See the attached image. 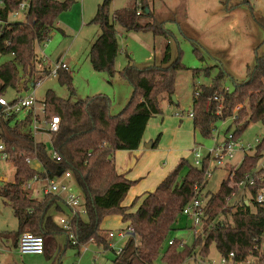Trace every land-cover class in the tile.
Masks as SVG:
<instances>
[{"label":"trees","instance_id":"16d2710c","mask_svg":"<svg viewBox=\"0 0 264 264\" xmlns=\"http://www.w3.org/2000/svg\"><path fill=\"white\" fill-rule=\"evenodd\" d=\"M20 1L0 0V21L7 23L0 26V56L9 57L0 63V97L8 89L28 91L30 84L48 76L50 67L39 68L36 46L48 40L56 20L71 0H28L23 21L9 22V16L17 10ZM109 4L110 0H103L91 21L98 27L99 35L89 48L88 60L94 71L110 78L117 75L129 84L131 95L123 109L111 115L110 99L102 94L72 100L75 90L71 75L66 68L59 69L55 78L70 97L62 99L54 91L47 90L43 100L44 118L60 119L59 131L50 136V146L60 158L58 163L49 157L42 141L34 142L29 115L0 121L1 138L9 154L8 161L14 167L13 181L0 187V197L16 220V240L24 232L40 236L42 255L46 258L57 248L56 236H64L65 248L79 251L81 246L92 241L107 249L100 223L105 216L118 215L132 232L123 242L119 254L114 253V264H154L159 255L164 264H183L196 256V247H199L198 256L204 260L210 244H214L218 255L232 253L236 261L256 254L264 227L262 210L252 202L247 206L243 202L227 201V198L231 193H237L238 182L255 167L264 152V138L253 153L244 155L237 165L224 168L227 177L215 193L201 194L207 182L205 173L209 162L196 168L180 160L152 192L122 206L136 181L116 172L114 153L139 148L148 121L161 114L160 96L167 95L171 100L175 73L185 68L180 63V53L171 61L166 49L159 66L138 69L129 62L116 72L114 62L119 52L116 26L124 32L151 33L163 38H167L168 33L163 24L153 18L152 0H135L132 7L111 14ZM141 19L146 21L142 23ZM255 21L264 31V17H257ZM193 52L202 60L198 51ZM210 71L211 68L195 69L192 75L196 77L202 72L209 77ZM222 81L223 75L218 72L211 77L210 85L193 86L190 119L203 139L211 137L213 126L230 121L236 125L232 137L238 141L241 131L251 122L264 125V57H256L247 79L235 85L231 92L221 91ZM214 95L217 100L212 99ZM156 144L157 140L153 145ZM26 159L39 160L51 177L61 170L70 172L86 210L84 218L72 221L75 244L49 214L51 208L60 212L59 199L46 195L37 201L24 191V184L35 173L26 164ZM184 168V175L180 176ZM230 174L232 178H229ZM195 198L203 202V222L207 225L215 221V224L210 228L204 226L203 233L195 235L191 247L179 246V241L171 235L177 230L174 226L178 219L183 217L182 209ZM170 239L173 243L168 245Z\"/></svg>","mask_w":264,"mask_h":264},{"label":"rangeland","instance_id":"374dc122","mask_svg":"<svg viewBox=\"0 0 264 264\" xmlns=\"http://www.w3.org/2000/svg\"><path fill=\"white\" fill-rule=\"evenodd\" d=\"M55 1L63 2L64 0ZM134 1L110 0L109 13L132 7L135 5ZM102 2L103 0H71L68 8L57 19L59 30L54 29L47 41L36 46V52L38 56L46 58L51 68L56 62L65 61L64 65L68 67L75 90L72 100L85 99L97 94L106 95L111 102L110 114L115 115L126 105L131 95V87L117 75L110 78L105 73L94 71L88 60L89 48L99 35L98 27L91 21L97 6ZM150 8L153 18L162 23L167 31V38L152 36L151 33L124 32L116 26L119 52L114 62V69L120 72L129 62L131 66L138 69L151 65L159 66L166 49L171 61L175 60L180 53V63L185 69L177 71L174 76V93L171 98L174 97L175 100L171 98L169 100L167 95L160 96L161 115L148 121L144 131L147 141L142 143L143 147L150 141L157 140V145L153 148L155 150L153 154L157 155L156 163L161 167L166 164L162 170L171 171L174 164L180 160H185L193 166L191 151L200 147V153L204 157L213 145L211 138L200 137L197 130H194L192 121L187 118V113L191 110L193 86H208L211 83V77L221 72L223 75L221 88L231 92L235 85L247 79L248 70L255 65L256 57H264V31L255 21L257 17H264V0H152ZM8 20L22 22L23 12L15 18L9 16ZM145 21L140 20L142 23ZM193 50L200 53L202 60L197 58ZM7 59H9L8 56H0V63ZM206 68H211L209 77L204 76L202 72L193 77L192 73L195 69ZM47 90L54 91L62 99L70 97L66 88L60 86L55 77H42L39 80V87L34 90L36 108L43 103ZM31 91L32 88L27 92L20 89L17 91L8 89L3 94V98L13 102L18 98L30 96ZM215 127L218 131V141H223L236 129V125L231 124L230 121L220 122ZM262 138H264V125L260 122H251L241 131L237 144L245 149L247 146L254 149L255 141ZM247 154H250V151ZM242 157L243 153H236L231 164L237 165ZM186 168L181 170L180 176L184 175ZM1 173L5 174L8 183L13 181L12 164L0 162ZM226 177L227 172L224 169L214 170L201 194L215 193ZM152 180L154 181V178L149 179V181ZM136 184L137 181L134 185ZM70 186L71 192L80 196L76 184L70 183ZM148 188L150 185L143 190ZM29 196L37 201L42 200L43 197L39 191H33ZM60 207L62 208L60 213L52 212L54 222L63 215L70 217L66 207L61 204ZM119 218L118 215L105 216L101 220L100 227L112 230L111 232L116 234L125 227L117 228L118 225L122 226L120 223L117 224ZM174 227L177 230L172 232V239L178 240L179 246L184 244L191 247L196 234L192 229L191 221L180 217ZM107 230L102 233L108 243L107 249L93 244L92 241L81 246L79 251L74 248H65V238L60 236L58 240L56 237V243L58 242L57 245L61 246L57 247L48 258L43 255H29L21 258L13 249L11 239L8 242L2 241L0 250L7 246L12 253L5 254L0 251V264H114V253L121 248L124 241L116 237L109 239ZM15 232H17L16 220L11 209L0 197V233L12 236ZM110 245L113 247L110 248ZM198 252L199 247H196V256H192L183 264H206L207 261H217L219 257L214 244H210L205 261L201 260ZM154 264H164L161 255L157 257Z\"/></svg>","mask_w":264,"mask_h":264},{"label":"built area","instance_id":"2783aa9c","mask_svg":"<svg viewBox=\"0 0 264 264\" xmlns=\"http://www.w3.org/2000/svg\"><path fill=\"white\" fill-rule=\"evenodd\" d=\"M138 5V4H137ZM28 0H21L18 4V8L10 16L15 18L20 12H26L28 9ZM139 12H137V15ZM6 22L0 21L1 25H6ZM43 57V56H42ZM41 66H47V60L45 57L41 60ZM66 66L63 62H56L50 68V72L46 77H55L59 69H64ZM39 87V81L32 84L31 95L18 98L13 102H8L3 97H0V121L1 119H11L17 118L21 119L24 116H30L29 129L33 137L34 142H38L41 138H46V141H42L45 145L49 157L58 163L60 161L57 153L50 146V136L59 131L60 119L59 117H51L46 120L44 118V104L41 103L39 108L35 107L34 90ZM223 92H228V89H222ZM213 100H217V96L212 97ZM220 104L218 110L220 109ZM22 114V115H21ZM192 117L191 110L187 113V118ZM218 131L216 127L213 126L211 130V139L213 140L212 147L208 150L207 154L203 157L200 153V147L193 149V166L196 168H201L204 162H209L208 169L205 173L208 179L211 175L210 170L222 168L231 164L236 153H243V156L250 151V154L254 152L255 148L252 149L251 146L245 147L238 145L231 135H228L223 141L217 140ZM213 134V135H212ZM256 146L260 144L261 140H256ZM9 154L6 151L5 144L1 138L0 129V162L9 163ZM26 164L35 172L32 178L27 181L23 188L24 191L30 195L31 192H41L44 196L50 195L59 199L60 203L66 207L70 212V217L62 216L58 219V226L67 233L68 239L71 240L72 244H75V238L72 231V221L76 218L83 217L86 215V210L83 205L82 198L71 192L70 183L74 184L69 171L61 170L57 172L54 176H49V173L44 168V166L37 159H26ZM42 175V176H40ZM5 174H0V186L7 183ZM232 178V174L229 175ZM2 184V185H1ZM254 192V193H253ZM227 201H235L236 203L243 202L245 205L249 206L252 202L254 205L262 210L264 216V152L260 155L255 167L245 174L243 178L238 182L237 193H231L227 198ZM235 204V203H234ZM181 216L187 218L191 221L192 229L195 230L194 233H203V227L210 228L214 226L212 221L207 225L203 222L204 209L203 202L193 199L190 203L184 206L182 209ZM132 229L125 227L117 231L116 234L113 232L107 233L109 239H115V237L120 241H125L131 234ZM173 240L168 241V245H171ZM259 248H256V254H251L242 261H236L232 253L227 256L218 257L217 261L206 262V264H264V227L260 236ZM110 248L113 246L110 245ZM17 252L20 255H42L43 253V241L40 236H35L29 232L21 233L17 237L16 241ZM121 248H119L115 254H119ZM205 261V260H204Z\"/></svg>","mask_w":264,"mask_h":264},{"label":"crops","instance_id":"0c3cea01","mask_svg":"<svg viewBox=\"0 0 264 264\" xmlns=\"http://www.w3.org/2000/svg\"><path fill=\"white\" fill-rule=\"evenodd\" d=\"M150 10H151V8H150ZM54 29L59 30V25L57 23V20L54 24ZM52 31L50 32L49 37H50ZM39 57H40V61H41L42 57L41 56H39ZM63 63H65V61H63ZM40 65H41V63H40ZM40 65H39V68L42 67V66L40 67ZM47 66L51 68V66H49L48 64H47ZM66 69L68 70V67H66ZM31 87H32V84H30V88ZM25 92H27V91H25ZM157 116H159V115H157ZM157 116H154V117H157ZM154 117H152V118H154ZM178 117L182 118L180 116H178ZM189 120H191V119L189 118ZM145 130H146V128H145ZM39 141H46V138H41V140H39ZM145 141H147V138H145V132H144L143 136H142L141 144L137 150L116 151L114 153L113 163H114V167H115L116 172L118 174L124 176L126 179H128L130 181H137L136 185H133L132 187H130L129 191L127 192V194H126V196L122 202V206H128L131 204L133 199H135L137 197H141V196L145 195L146 193L152 192L156 188V186L162 181V179L170 172L169 170H167V171L162 170L166 164L165 165L163 164L161 167L160 165H158L156 163L157 155L153 154L155 152V150L153 148H155V146L157 144L153 145L154 142L150 141L147 145L142 147V143ZM10 164H12V163H10ZM174 165L176 166V164H174ZM167 169H169V168H167ZM152 178H154V181L153 180L149 181V179H152ZM148 185H150V188L143 190ZM125 200L127 201L126 203H125ZM60 204L61 203L59 202V207H60ZM137 205H138V203L136 204V206ZM61 209L62 208L60 207V212H61ZM52 212H57V211H55L53 208H51L49 211V214L52 215L53 214ZM60 212H58V213H60ZM55 223H56V225H58L57 224L58 221ZM119 223L122 226L118 225L117 228H119V227L123 228V226H126V224L121 222V218H119V220L117 221V224H119ZM100 229L102 230V232H105L107 230V229L101 228V227H100ZM107 231L109 233L112 230H107ZM56 237H58L57 238V240H58L60 236H56ZM9 239L12 240L13 249L18 254L17 248H16V241L17 240H16L15 233L12 236H8V234L0 233V242H2V241L8 242ZM60 246L61 245H59V244L57 245L58 248ZM8 249L9 248L7 246H4L3 250H0V251L5 253V254L12 253ZM18 255L21 258L23 256H29V255H20V254H18ZM31 256H34V255H31Z\"/></svg>","mask_w":264,"mask_h":264},{"label":"water","instance_id":"95a60500","mask_svg":"<svg viewBox=\"0 0 264 264\" xmlns=\"http://www.w3.org/2000/svg\"><path fill=\"white\" fill-rule=\"evenodd\" d=\"M173 101L175 100L174 97L171 98Z\"/></svg>","mask_w":264,"mask_h":264}]
</instances>
